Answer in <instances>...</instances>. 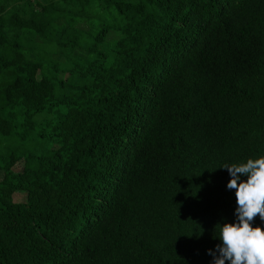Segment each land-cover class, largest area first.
<instances>
[{"label":"trees","instance_id":"16d2710c","mask_svg":"<svg viewBox=\"0 0 264 264\" xmlns=\"http://www.w3.org/2000/svg\"><path fill=\"white\" fill-rule=\"evenodd\" d=\"M3 146L0 264H213L220 167L264 156V0H0Z\"/></svg>","mask_w":264,"mask_h":264},{"label":"clouds","instance_id":"9594fccd","mask_svg":"<svg viewBox=\"0 0 264 264\" xmlns=\"http://www.w3.org/2000/svg\"><path fill=\"white\" fill-rule=\"evenodd\" d=\"M220 168L231 177L227 188L235 190L237 222L220 226L218 255L209 250L213 264H264V228L252 226L257 216L264 221V156Z\"/></svg>","mask_w":264,"mask_h":264},{"label":"rangeland","instance_id":"374dc122","mask_svg":"<svg viewBox=\"0 0 264 264\" xmlns=\"http://www.w3.org/2000/svg\"><path fill=\"white\" fill-rule=\"evenodd\" d=\"M29 145V144H28ZM48 147V143L45 145V148L44 149H47ZM19 150V151H23L21 149L18 148V146L16 144H14L12 146V150ZM8 149H7V146H3L0 148V152H6ZM43 150V149H41ZM22 169H23V161L20 160L18 161L14 166H13V169L12 171L14 173H21L22 172ZM2 178V173L0 172V179ZM13 200L14 202H24L25 200V194L24 193H20V192H17L13 195Z\"/></svg>","mask_w":264,"mask_h":264}]
</instances>
